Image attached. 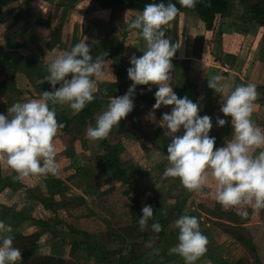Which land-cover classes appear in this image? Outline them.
<instances>
[{
  "label": "crops",
  "instance_id": "1",
  "mask_svg": "<svg viewBox=\"0 0 264 264\" xmlns=\"http://www.w3.org/2000/svg\"><path fill=\"white\" fill-rule=\"evenodd\" d=\"M3 11L4 18L0 24V59L2 63L12 64L17 70L14 72L13 80H11L10 73L13 71L12 68L6 69L0 65V114L7 115L8 107L17 102L23 103L32 99H40L42 92H51L53 90L52 86L45 80L48 75L47 66L51 57L61 51H70L80 41H85L90 46L93 60L104 52L102 49L104 43L121 47V58L127 66H131L130 58L133 55L137 57L143 55V51H141L143 46L139 43L141 38L137 30H127L129 21L126 16L130 15V12L127 13L122 11V9L101 10L96 4L87 0H14L7 4ZM116 14L119 15L117 22H111L112 17ZM175 20L179 24L181 23L178 26L187 30L188 33L193 32L194 41L190 46L177 50L171 61L173 69L175 65L180 63L181 59L192 60L191 67L194 72H191V76L198 79L199 90H203V94L212 92V89L208 87V78L211 75H222L225 81L232 85L233 89L236 85L254 83L259 95L254 102L255 107L251 118L259 127L264 129V87H261L262 85L259 83L261 81L264 82V62L257 61L259 64L258 69H254V71L248 70L249 73L245 76L239 75L232 71L233 68L231 70L229 68L231 62L235 63L237 59L239 60V57L235 54V46L242 45L241 48L246 53L245 47H249L248 44L254 41L258 44L261 38V34L258 33L263 28L245 25L249 29L245 30L246 33L242 32L239 27L234 29L233 33H223L221 49L224 62L219 64L209 55L208 39L210 35L201 36L197 34V17L190 13H178ZM124 31L126 33L125 36H123ZM202 37L203 39L204 37L206 38L204 44L202 43L203 41H199L202 40ZM236 38L239 41H235L236 43L233 42L231 45L229 43L225 45V41H234ZM172 43H179V38H174ZM202 49L207 51V55L204 52L202 55ZM257 56H259V52ZM231 57L234 58L233 61H230ZM105 60L108 63L104 65L103 78L97 79V92L94 94V100L100 99L104 102H109L110 97L117 96L113 95L114 90L107 89L110 84L115 82V76L110 68L111 61L106 57ZM245 60L246 57H244L243 61L245 62ZM196 63L206 66L208 68L207 71L204 74L199 73L198 76L195 73ZM186 65L188 66V63ZM187 66H185V69ZM180 76L184 78L183 74ZM67 79H71V75ZM56 87L59 88L60 85L58 84ZM18 91L22 92V94H19ZM107 106V104L103 105L94 114L92 123L86 122L79 128L77 121L73 122L71 126L77 131L73 130L70 133L62 134L59 130L55 138V146L57 152L56 160L60 171L56 176L68 184L69 190L64 192L61 197H58L59 199L61 198V204L66 205L69 202L68 200L74 198V196H83L90 209L97 213L99 217L109 220L112 226H115V223L124 226L126 224V208L123 205L124 200L122 197L119 202L121 184L117 181H112L109 173L94 164V158L104 154V148L100 145L101 140L91 141L86 138V130L89 127L96 126L97 116L106 110ZM221 106L222 102L219 96L216 104L218 110H216L214 116H209L212 121V129L209 132V136L215 138V148L226 146V141L230 140L233 134L231 118L229 120L223 115L220 111ZM49 107L50 109L55 108L56 117L64 116L69 119H75L81 112L73 114V110L67 104H49ZM161 108L163 114L170 113L172 110V106H161ZM150 112L149 108L143 103L134 102L133 111L125 119L121 120L118 126L114 127L120 133V143L123 147L122 158L125 160L131 158L143 168L145 173L144 182L140 188V191L146 194L142 200L141 214L143 206L149 203L150 192L160 191L169 193L172 197H177L183 190L182 184L177 182L180 181L178 178H162L167 166V160L160 157L151 143L143 138V135L149 133L162 119V116L158 118L155 114L154 121L148 119ZM199 116L203 117L205 115L199 114ZM218 117L227 121L224 127L217 125L216 120ZM229 123L230 131H228ZM163 130L167 131L165 128ZM183 134L184 130L181 128L176 135ZM169 139L171 141L170 137ZM106 140H110V134ZM117 142L115 141V143ZM90 171L93 177L86 182L80 180L79 183L82 186L80 189L74 187L76 185L75 182L73 185L71 184L75 177H82L81 175L83 174L90 176ZM14 176L15 173L8 167L6 161H0V206L14 207L17 211L28 214L31 219L41 221L45 227L50 228L47 229L48 232L40 236L35 253L47 255L52 251L51 243L63 240L66 245L61 248L56 247L54 250L55 252H62L66 261L73 264H93V260H84V256H81V254H75L76 256L71 258L69 254L70 244L82 242L84 234H74L66 228V225H71L74 229L80 230L87 227L90 220L87 218L81 221L75 219L70 208L65 218L60 217L58 214V217H56L40 204H36L31 209L32 202L27 198V194L23 192L24 190L17 187L15 183L8 185L6 182L7 179H13ZM44 177L45 175L30 176L18 182L29 189H38L43 194L45 189L39 184V181ZM88 188H91L92 191L88 195H83L84 190ZM172 197L166 201V205L175 204V199ZM55 208L59 210L58 207ZM65 208H60V210L63 209L62 212H64L66 211ZM112 208H117L119 213H121L119 222H115V219H113L115 214H112ZM214 210L233 213H238L239 211L236 208L229 210L222 208L215 199V185L210 178L202 193L190 192L181 212V215H190L193 212H197L201 223L200 231L205 234L209 241L207 252L195 261V264H234L242 258L246 259L248 264H252V258L255 255L259 258L257 264H264V210L253 212L250 207L244 209L251 213L250 218L244 221L241 227L244 229V234L253 242L256 249L255 254L247 253L240 243L216 226L218 223L236 225L230 224L226 218L213 215L211 212ZM137 226L139 227L137 228ZM20 230L23 232L21 231L22 233L19 235L11 234L15 243L19 240H27L35 235V229L31 225L30 227L22 226ZM133 230H137V235L132 233ZM140 232L139 224L135 227H127L117 231V252L115 255L110 256L105 264H128L130 259L129 244L136 241ZM90 233L92 238L97 237L103 243L110 242L107 231L94 232L92 229ZM122 240H126L125 244H122ZM144 247L140 248V250L138 249L137 252H141ZM169 250L166 252V264H185V261L179 255L169 254ZM146 254L151 259L150 252ZM159 261L161 260L159 259ZM149 262L151 261L147 260V263ZM17 264H23V260L21 259ZM151 264H159V262Z\"/></svg>",
  "mask_w": 264,
  "mask_h": 264
},
{
  "label": "clouds",
  "instance_id": "2",
  "mask_svg": "<svg viewBox=\"0 0 264 264\" xmlns=\"http://www.w3.org/2000/svg\"><path fill=\"white\" fill-rule=\"evenodd\" d=\"M181 7L194 8L197 0H178ZM179 9L174 3H149L133 20L127 30H138L145 42L143 55L130 58L128 78L133 83L123 96L110 97L107 109L96 118V126L86 130L91 141L106 139L112 129L133 111L137 85H156L155 104L148 119L155 120L154 112L161 106H172L159 123L171 138L167 145V166L162 178L179 179L189 192L202 193L210 178L215 185V199L224 210L236 208L238 215L246 218L250 207L253 212L264 210V129L253 120L254 102L258 92L254 83L232 85L222 75H211L208 87L219 94L220 111L231 118L232 138L226 146L215 148V138L209 136L211 117L199 116V106L187 96L179 98L171 86L173 79L172 58L180 48L165 38L164 26L173 21ZM103 52L95 60L91 48L80 41L70 51L54 54L47 66L45 80L52 91H44L40 99L17 102L0 114V161H6L15 173L14 182L30 176L57 175L60 171L56 160L55 138L65 125L56 119V105L67 104L73 114L79 113L91 103L97 92V79L104 76L108 63ZM71 75V79L67 77ZM115 79V78H114ZM60 85L57 88V85ZM151 91V88L148 89ZM105 94H107L105 92ZM219 127L227 121L217 118ZM181 128L183 135H176ZM154 216L153 208L145 204L139 219L141 231ZM179 230L178 244L169 250L177 254L185 264H195L207 252L208 238L200 231L198 218L182 215L175 221ZM153 232L162 231L160 223L151 225ZM11 228L0 221V264H17L21 250L13 246Z\"/></svg>",
  "mask_w": 264,
  "mask_h": 264
},
{
  "label": "trees",
  "instance_id": "3",
  "mask_svg": "<svg viewBox=\"0 0 264 264\" xmlns=\"http://www.w3.org/2000/svg\"><path fill=\"white\" fill-rule=\"evenodd\" d=\"M12 1L14 0H0V24L3 22L4 18L3 8ZM87 1L96 4L101 10H128L132 17H136L140 14L146 4L160 2L165 4L169 2L174 3L179 9V13H190L197 17V34L201 36L210 35L208 39L209 51L213 54L214 61L219 62V64H223L224 62L222 59L223 52L221 49L222 31L217 29L219 19L230 16L234 13V11L240 8L241 11L237 16L238 24L247 25L248 27L252 25L255 26L254 28L258 27L264 29V0H197L194 8L181 7L178 0ZM125 34L126 33L124 31L123 36H125ZM216 36L218 39V45L216 44L215 46ZM102 49L108 54L106 58L111 61L110 68L115 76V82L110 84L107 89L114 90V96H123L133 83L129 80L127 72L131 66H127L121 58V47L104 43L102 45ZM0 65L6 69L12 68L13 71L10 73V78L13 80L14 72L17 68L12 64L8 65L7 63H2L1 59ZM190 65L188 63V66L183 72L184 78H181L179 73L177 74L175 72L176 67L174 66L171 73L173 77L171 86L179 98L187 96L193 103L198 104V114L214 116L216 114V110H218L216 104L220 95L215 93L214 90H212V92L210 91L208 94H203L204 91L199 90L198 79L191 76V72H194V70ZM149 88H151V91L148 90ZM156 91V85H137L133 96V102L143 103L152 112L155 104ZM18 93L22 94L20 91H18ZM108 103L109 102H104L100 99L94 100L87 104L79 115L75 117V119L57 116V121L65 125L63 129H60V132L62 134H67L73 130L77 131L73 126H71L72 123L76 121L79 128H81L86 122L92 123L94 114L103 105H108ZM49 104H51V102H49ZM154 114L160 118L163 114L162 108L160 107L159 109H156ZM226 118L230 120V117ZM228 126V131H230V123ZM143 138L145 141L151 143V145L156 149L158 155L164 159L167 155V145L171 143V141L169 137L165 135L163 128H161L159 124H156L149 133L143 135ZM120 140L119 131H117L116 128H113L110 133V140H101L100 145L104 148V154L95 157L94 164L96 167L104 169L107 173H109L112 181H117L121 184L120 197L123 198V205L126 208V224L124 226H120L121 229H126L127 227L131 228L138 225L139 219L142 216L140 210L143 197L146 194L142 193L140 188L143 185L145 173L143 172V168L131 158L127 160L122 158L123 147ZM115 141L118 142L115 143ZM6 182L8 185H10V183H15L17 184V187L24 190L23 192L27 194V198L32 202L31 209L36 204H40L45 210L51 211L56 217H58L57 214H59V210L55 207H58V209L66 207L65 204H61V198L59 199L58 196L61 197L64 192L69 190V187L64 180L56 175H45V177L39 181V184L45 189L43 194L38 189H29L18 181L14 182L12 178L7 179ZM177 182L181 183L180 181ZM182 188V192H180L177 197H172L169 193H162L160 191L150 192L148 205L153 208L154 216L148 221V227H150V229L141 231L136 241L129 244L130 259L128 260V264H151L157 262H159V264H166V252L178 243L179 230L174 226L175 221L182 216V209L190 194V192L183 186ZM91 191V188L85 189L83 195H88ZM171 197L175 199V204L166 205L167 199ZM68 201L72 216L75 219L81 221L87 218L90 220L88 226L80 230L74 229L71 225H66L69 232L74 234H84V240L82 242L70 244L69 254L71 258L76 256L75 254H81V256H84V260H93V264H105L107 259L110 256L115 255L117 252V230L114 229V226L111 225L109 220L99 217L97 213L91 210L83 196L76 195ZM112 210V214H115L113 215V219H115V222H119L121 213H119L117 208H112ZM211 213L213 215L220 216L221 218H226L230 224H235L236 226L218 223L216 226L221 228L226 234L233 237L247 252L252 254L256 253L253 242L244 234V229L241 227V224L250 218L251 212L248 213L246 218L233 212L214 210ZM190 216L197 217L199 221V215L197 212L191 213ZM0 220L3 221L6 226L11 228V232L9 234H21L23 232L20 230L22 226L30 227L31 225V227L35 229V236H31L27 240H21L23 244L21 243L22 245L20 248L21 252L25 256V264H73L65 260L62 252H55L54 250L56 247L61 248L66 245L63 240L51 243L50 246L52 251L47 255L34 254L37 251L40 236L43 233L48 232L47 229H50L49 227H45L41 221L31 219L28 214L17 211L14 207H8L5 205L0 206ZM157 221L162 227V231L159 233L153 232L151 229V225ZM199 224H201L200 221ZM92 229L94 232L103 230L107 231L110 242L103 243L99 241L97 237L92 238V234L90 233ZM202 234L204 233L202 232ZM125 242L126 240H122V244H125ZM148 244H150L148 249L137 252L138 249ZM24 246H26L25 249H23ZM145 252H150L151 259ZM159 259L161 261H159ZM181 259L183 258L181 257ZM147 260H150L151 262L147 263ZM258 262L259 258L255 255L252 258V264H257ZM234 264H248V262L246 259L242 258Z\"/></svg>",
  "mask_w": 264,
  "mask_h": 264
},
{
  "label": "rangeland",
  "instance_id": "4",
  "mask_svg": "<svg viewBox=\"0 0 264 264\" xmlns=\"http://www.w3.org/2000/svg\"><path fill=\"white\" fill-rule=\"evenodd\" d=\"M122 11H125V12H127V13H129V11L128 10H125V9H122ZM240 11H241V9L240 8H238L236 11H234V13L233 14H231L230 16H228V17H223L222 19H219L218 20V23H217V29H220V31H222V33L221 34H223V33H227V32H231V33H233V31H234V29H238V27L239 28H241V31L242 32H245V30L246 29H248V28H246V26L245 25H242V24H237V16H238V14L240 13ZM116 12V11H115ZM116 13H119V12H116ZM116 17V18H115ZM119 17V15L118 14H116L115 16H113L112 17V20H111V22H117V18ZM126 18L128 19V21L130 22L131 20H133L135 17H132V15H131V13H130V15H127L126 16ZM178 22L174 19L173 21H171L168 25H165L164 26V30H165V38H168V39H170L171 40V42H174V38L175 39H178L179 38V45H180V48H183V47H185V46H190L191 45V43L194 41V36H193V32L192 33H188L187 32V30H185V29H183L181 26H178ZM181 24V23H180ZM179 24V25H180ZM245 28V29H244ZM182 29V30H181ZM249 30V29H248ZM251 30V29H250ZM137 33H138V30H137ZM246 33V32H245ZM258 34H261V38L259 39V42H258V44L254 41V42H251L250 44H248L249 45V47L247 46V47H245V51H246V53L242 50V48H241V46H235V48L234 49H236V51H235V54H237V57H239V60L237 59L236 61H235V63H233V62H231V65L229 66V68H230V70L232 69V71H234L235 73H237V74H239V75H247L248 73H249V71L248 70H250V71H254V69H258V63H257V61H259V62H264V29H261V31L258 33ZM141 38V37H140ZM196 39V38H195ZM201 39V38H200ZM221 39H222V35H221ZM206 40V38L204 37V39H203V37H202V40H199V41H203L202 43L204 44V41ZM237 41H239V39H235L234 41L233 40H227V41H225V45H227V43H229L230 45H231V43H236ZM241 41V40H240ZM139 43H140V45L142 44V48H141V51H144L145 50V42L143 41V39L141 38L140 40H139ZM249 43V42H248ZM216 44L218 45V39H217V36H216V39H215V46H216ZM211 47V46H210ZM208 48H209V46H208ZM237 48H238V51L239 50H241L240 52H238L237 51ZM233 49V48H232ZM256 51H257V54H258V52H259V56H257V54H256ZM203 52H204V54H206L207 55V51L206 50H203L202 49V55H203ZM208 53H209V51H208ZM190 54V53H189ZM181 55H183V54H181ZM211 57H213V54H209ZM177 56H178V54H177ZM180 56V55H179ZM196 56H197V54H196ZM244 57H246V60H245V62L243 61L244 60ZM214 59V58H213ZM234 60V58H230V61H233ZM191 61L192 60H183V59H181L180 60V63H178L177 65H175V67H176V69H175V72L178 74L179 73V75H181V74H183V72H184V70H185V66H187L186 64L187 63H189V65H190V63H191ZM177 62H179V61H177ZM228 63H229V60H228ZM129 65V64H128ZM196 65L197 66H195L196 68V74H198V76H199V73H205V71H207V67L206 66H203V65H200L199 63H196ZM229 65V64H228ZM191 66V65H190ZM249 67H250V69H249ZM243 76V77H244ZM245 78V77H244ZM258 81V80H257ZM259 83H261L260 85H262L261 87H264V82H259ZM258 89H260L259 87H258ZM82 177H78V178H74L73 180H72V182H71V184L73 185V183L75 182V184L76 185H74V187L75 188H77V189H80L82 186H81V184L79 183L80 182V180L81 181H87V180H89V179H91V177H93L92 176V173H91V171H90V176H88L87 174H83V175H81ZM77 183H79V184H77ZM155 192V191H154ZM120 197V196H119ZM121 197H120V199H119V202L121 201ZM168 200V199H167ZM91 201V200H90ZM122 203H123V201H122ZM123 209V208H122ZM65 210L66 211H64V212H62V211H60V209H59V214L58 215H60V217H64L65 218V216H66V214H67V212H68V210H69V203L67 202V204H66V208H65ZM122 213H123V211H122ZM67 218V217H66ZM121 224H119V223H115V226H114V229L115 230H117V231H121V226H120ZM139 226H137V228H138ZM148 229H150V227H146L145 228V230H148ZM132 232V231H131ZM132 233H134V235H137V230H133V232ZM139 233V232H138ZM35 236V235H34ZM0 243H2V241L0 240ZM22 243V241H18V242H14L13 241V246L15 247L16 246V248H19L20 250H21V248H20V246L23 244H21ZM132 243V242H131ZM16 244V245H15ZM149 245L150 244H148V245H146L143 249H141V251H144L145 249H147L148 247H149ZM26 248V246H24L23 247V249H25ZM140 250V249H139ZM247 253H249V252H247ZM34 254H36V253H34ZM249 254H251V253H249ZM31 255V254H30ZM32 255H33V253H32ZM24 255H23V253L21 252V259L23 260V264H25V262H24Z\"/></svg>",
  "mask_w": 264,
  "mask_h": 264
}]
</instances>
